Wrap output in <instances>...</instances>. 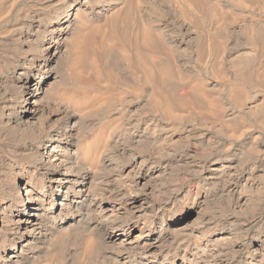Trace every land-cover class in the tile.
I'll list each match as a JSON object with an SVG mask.
<instances>
[{
  "label": "bare ground",
  "instance_id": "bare-ground-1",
  "mask_svg": "<svg viewBox=\"0 0 264 264\" xmlns=\"http://www.w3.org/2000/svg\"><path fill=\"white\" fill-rule=\"evenodd\" d=\"M0 1V264H264V145L225 127L263 124L264 93H236L240 108L177 133L148 112L158 82L168 111L204 91L173 82L168 65L199 77L194 0H51L13 24L17 0ZM216 4L214 30L229 39L219 66L239 78L256 63L264 5ZM97 56L136 102L94 89Z\"/></svg>",
  "mask_w": 264,
  "mask_h": 264
},
{
  "label": "rangeland",
  "instance_id": "rangeland-1",
  "mask_svg": "<svg viewBox=\"0 0 264 264\" xmlns=\"http://www.w3.org/2000/svg\"><path fill=\"white\" fill-rule=\"evenodd\" d=\"M17 1L20 3H18ZM17 1L15 2V4H13L14 6L12 5V8H13L12 10L16 11L15 12L16 14L14 13V15L12 16L10 20L11 24L22 19L21 15H23V13L27 11L28 12L35 11V13H38L39 15H44V13H46V10L48 11V8L51 7L49 6L51 4L50 3L51 0H32V1L31 0H24V1L17 0ZM214 1L212 0H194L193 1L194 6H195L193 8L195 9L197 13L198 18L193 16V19H192L193 21L191 20V25L193 27L194 32L197 33V40L193 42V45H192V49H191L192 52L190 54V60H191L190 62L195 64L198 70L201 72V73L199 72V77H197L196 79L191 78L190 76L183 74L181 71L179 72V70L176 69V66L171 61L168 64L169 67H171L172 69L171 78L173 82L180 84V86L183 89H187L192 86L193 88H197V87L201 89L203 88L204 91L202 92V94L199 92L202 97L199 96L194 102L192 101L191 104H180V103H178L179 105L175 104L172 110L168 111L164 106L165 96L163 95H169V92L171 93L169 87L167 85H161L159 82L156 83L154 86V89H153L154 99L151 103V108H149L148 112L153 115L155 114V116L161 120V122L164 125V129L167 130L168 133H177L179 132L180 128L189 127L193 125L194 123H196L197 120H201V117H203V119H206L208 121H211L214 119L217 120V119H220L219 117L221 116L223 112L228 114L229 113L228 110L231 108H234L235 110H237L238 109L237 105H239V108H240L241 103L239 102H242L244 99L241 101L238 100V98L236 99V96H235L236 93L243 94L242 91L244 92V94L245 93L247 94L248 92H252V91L254 92L256 91L258 93H264V84H263L264 83V77H263L264 76V45H263L264 39H262L263 42L261 40L260 42H258L259 44L257 43L258 44L257 45V50H258L257 60H256V63L251 68L245 71V73L247 72V74L243 73L239 78L232 75V78H231L229 77V74L231 76L230 71L224 68L222 69L219 66V59L221 56V51L219 52V49L221 48L226 49V45L227 47L229 45V39L223 38L222 36L218 35L216 30H214L215 27L217 28L218 24L222 22V12L218 10V7H216L217 6L216 0ZM247 1L250 3H258L261 5H264V0H262L263 2L260 0H247ZM30 2H32V4ZM46 2L50 4L46 5ZM16 3L18 5H16ZM33 3L35 6V9H31L34 7L32 6ZM5 7L6 6H0V9H1L0 11L2 12V10ZM23 7L24 8L26 7V9H24L25 12L22 10ZM44 7L45 8L47 7V8L45 9ZM16 9L18 11L19 10L21 11H19L18 13ZM2 17L3 15H0V19ZM225 21L226 23H229V20L225 19ZM39 23H40V20H39ZM40 24H42V22ZM220 43H222L221 44L222 47L220 46ZM224 43H225V46H224ZM216 45L217 46L219 45V46L217 47ZM123 47L124 49L129 50L132 53L130 46H129L130 48H128L126 44ZM155 52L154 54L158 58L167 59L170 53V50H168L165 46L159 43L157 44ZM259 52L261 55H259ZM97 58H98L97 62L99 65V73H98L99 76L94 81V89L100 90L101 92L100 91L98 92L101 93L106 98V101L109 104L122 100L124 96L127 97V100L136 102L138 99H137V96L133 94V90H132L133 85L128 80L122 79L118 75H116V73L112 69H109L108 66L102 62V59L100 58V56H97L96 59ZM261 63H263V65H261ZM63 70H64V67L59 64V74H63ZM208 81L209 82L215 81L218 84V86L216 87L218 90L214 91V90H210L209 87L204 88L203 86H201L203 83L205 84L209 83ZM237 87L238 89H236ZM182 88H180V90H183ZM234 88L236 90H234ZM220 89H221V92L219 91ZM231 89L232 91H230ZM238 90H241V91H238ZM203 98L204 100H202ZM208 100H210L209 102L213 103L214 111L212 107L210 106L211 103L208 104L209 103ZM237 100L239 102H236ZM206 109L208 111H206ZM209 113H212V114L210 115ZM242 117L239 116L232 123L231 122L225 123L226 129L228 128L226 130L227 131L226 136L231 139H234V137L236 138V136L237 137L239 136L238 134L247 135L253 130H256L260 136V141L264 145V126H263L264 123L263 124L260 122L255 123L254 121L250 120V118L248 117H244V116ZM110 121L109 120L103 121L102 124L99 126L100 128L98 127L99 131L101 129L107 130L113 123L112 121L111 122ZM223 123H224V120H223ZM227 125L228 126L230 125V126L227 127ZM174 130H177V131H174ZM237 130L240 133H238ZM188 188L192 190L191 187H188Z\"/></svg>",
  "mask_w": 264,
  "mask_h": 264
}]
</instances>
